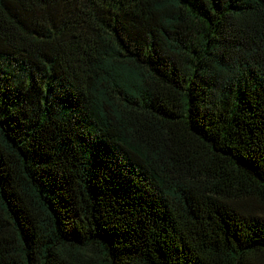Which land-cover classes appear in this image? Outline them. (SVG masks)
<instances>
[{"label": "trees", "instance_id": "obj_1", "mask_svg": "<svg viewBox=\"0 0 264 264\" xmlns=\"http://www.w3.org/2000/svg\"><path fill=\"white\" fill-rule=\"evenodd\" d=\"M0 264H264V0H0Z\"/></svg>", "mask_w": 264, "mask_h": 264}]
</instances>
